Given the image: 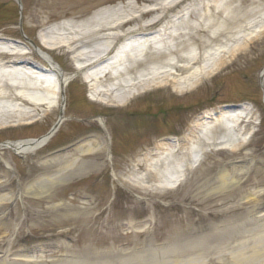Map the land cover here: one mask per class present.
<instances>
[{"label": "rangeland", "instance_id": "rangeland-1", "mask_svg": "<svg viewBox=\"0 0 264 264\" xmlns=\"http://www.w3.org/2000/svg\"><path fill=\"white\" fill-rule=\"evenodd\" d=\"M212 1L222 11L220 17H211L216 12L215 6L211 8L210 19H200L198 13L190 16L178 24L181 33L176 35L174 45L166 40L162 47H150L148 55L160 52V61H148V57L131 72L137 79L158 72L162 75L170 71V64H182L179 55L198 54L195 46L202 59L193 67L214 65L212 58L226 52L223 46L233 47L242 35L262 27L243 51L203 77L194 88L178 92L172 84L159 85L127 104L111 106L94 100L90 85L78 74L66 88L65 120L45 144L27 155L2 150L0 195L12 198L0 204V253L8 247V260L32 262L19 257H25L21 255L23 248L36 239L53 242L45 244L43 251L30 253L35 260L47 261L64 254H81L90 257L93 263L117 262L121 255L134 256L148 247L155 248L156 255L161 257L159 248L169 239L177 245H186L203 236L209 237L202 248L195 250H210L205 257L212 264H231L233 255L241 250L245 256L251 254L250 248L259 239L249 225L255 219L246 217L247 223L236 230L210 229L218 219L243 216L248 208L261 212L264 207V0ZM155 2L0 0V37L16 41L23 51L33 50L29 56L43 66L46 62L35 46H41L39 35L47 28L67 22L81 23L99 10L111 17H134L139 15L138 10ZM154 16L139 15L122 31L149 23ZM180 40L190 45L179 53L176 50L181 49ZM51 53L66 73L76 71L77 65L63 50ZM109 78L108 74L106 79ZM230 103H246L254 111L235 126L223 121L214 122L208 130L194 129L190 138L174 145L171 152L161 146L166 143L164 136L188 131L201 110L211 111ZM60 113L58 107L48 115L40 111V119L34 123L0 126V144L40 138L53 128ZM100 114L108 116L102 125L98 122ZM228 129L233 134H237L235 129L242 130V135L249 134L246 142L233 150L226 146V141L233 137ZM122 131L139 137L135 134L136 138H125L119 135ZM88 133L100 135L110 145L111 160L106 151L85 154L79 149L51 158L54 149ZM197 146L202 149L200 152H196ZM158 156H162L156 164L159 169H150V159ZM74 159L78 164L66 168L67 162ZM180 164L184 173L179 182L163 181ZM225 172L237 180L236 185L226 189L220 186V176ZM45 174L51 175L50 178L56 176L60 183L49 190L37 186L28 189L32 181ZM19 190L26 193L18 197ZM254 197L260 202H254L258 200ZM130 220H147L148 224L140 229L128 228ZM2 223L7 229L4 236ZM95 249L102 252L93 254Z\"/></svg>", "mask_w": 264, "mask_h": 264}, {"label": "bare ground", "instance_id": "bare-ground-1", "mask_svg": "<svg viewBox=\"0 0 264 264\" xmlns=\"http://www.w3.org/2000/svg\"><path fill=\"white\" fill-rule=\"evenodd\" d=\"M226 1L228 0H222L221 3ZM212 6H215L214 10L216 12L211 17L213 19L220 17L222 11L218 4L212 0H156L152 6L137 11L141 17L147 13L155 14L149 23L130 26L124 31L122 29L130 22L137 20L139 15H134V17H111L106 14V11L99 10L81 23L67 22L54 25L39 35L41 46H35V51L46 62L43 66L29 56L34 52L33 50L23 51L24 48L19 47L16 41L0 37V126L14 123H34L40 119V111L48 115L58 107H60L61 113L57 122L61 125L65 120L66 88L69 82L76 78L78 74H81L83 80L90 85L91 95L94 100L112 106L127 104V101L129 102L151 87L159 85L172 84L178 92H185L194 88L203 77L224 66L234 57L235 53L243 51L249 42L253 40L254 36L262 31V27H257L256 30L242 35L233 47L223 46L226 52L223 56L216 55L215 58H212L215 62L214 65L209 63L205 66L193 67L202 59V53L195 46L198 54L179 55L181 57V60H179L182 64H170V71L162 75L158 72L148 77L143 76L144 78L140 77L137 79L132 76L131 72H134L143 60L147 61L148 57V61H160V52L148 55L150 47H162L161 42H166V40L174 45L176 43V35L181 33L178 24L185 22L187 18L196 13L199 14L200 19H210L209 15ZM176 8L179 9L177 10ZM158 23L162 24L155 28L156 30H144ZM179 43L182 45L180 50H176L179 53L190 45L189 43H184V40L183 42L180 40ZM54 50H63L64 53L69 55V59L77 65L76 71L70 74L66 73L54 59L51 53ZM170 54L172 53L170 52ZM175 71H181L183 74L175 75ZM26 72H30V75L25 74ZM108 74L110 78L106 79ZM262 84H264V73L262 75ZM252 113L251 105H247V107L240 110L225 111L216 117L213 116L212 121L208 119L197 120L188 131L183 132L182 137L188 140L190 133L194 129L200 131L208 130L214 122L226 121L228 125H238L241 123L242 117H248ZM100 120L103 121L102 118ZM228 130L230 131V136L233 137L226 141V146L233 150L241 147L246 142L249 134L242 135V130L236 129L237 134H233L231 129ZM56 131L57 129L50 130L40 138L2 143L0 144V159H2L1 152L5 149L11 150L17 155H27L34 152L42 147ZM161 146L166 147L168 152H171L170 149L174 148L171 143H162ZM77 148L85 154H91L99 150H108L109 144L100 135H96L93 139L81 142ZM196 150V152H200L202 149L197 146ZM60 156L56 155L51 158L56 159ZM109 157L110 153H108ZM155 158L150 159V169L158 168L156 164L161 160L162 156ZM6 164L10 165L9 163ZM77 164V159H74L67 162L65 166L69 168ZM182 167V164L178 165L179 169L177 170L176 168L170 173V177H163L162 179L165 178L163 181L177 184L184 173ZM50 176L45 174V176L32 181L28 189L33 190L37 186L49 190L60 183V179H56V176L54 178H50ZM220 180L222 181L220 186L224 189L237 183V180L230 177L228 172L222 173ZM25 193L26 190H19L16 194L18 197H22ZM11 198L12 196L8 194L0 195V204L9 201ZM254 198L258 199L257 197ZM254 202L259 203L260 200L258 199ZM246 217L255 219L249 225L251 230H255L259 239L250 248L251 254L249 256H245V252L241 250L233 255L234 260L231 264H254L258 261L260 264H264V211L260 212L259 210L248 208L243 216L224 220L218 219V221L212 222L210 230L215 232L225 228L228 230L230 227L236 230V228H240V226L247 223ZM147 224L146 222L139 224L130 222L128 225L140 229ZM1 225L3 226L1 229L2 236H4L7 234V229L4 223ZM208 237H197L196 242L186 245H182V243L177 245L178 243H174L169 239L165 245L159 248L162 254L161 257L156 255L155 248L148 247L134 256L121 255L117 262L107 260L93 263L89 261L90 257L81 254H64L57 259L52 258L49 261L44 258L35 260L34 256L28 253L21 254L25 257L19 258L20 260H30L32 262L13 263L8 260L7 247L0 253V264H48L49 262L51 264H212L213 261L211 262L205 257L210 250H195L199 247L202 248L204 240H207ZM92 252L93 254H99L102 251L95 249ZM219 255L221 254L219 253ZM41 256L44 257V255Z\"/></svg>", "mask_w": 264, "mask_h": 264}, {"label": "flooded vegetation", "instance_id": "flooded-vegetation-1", "mask_svg": "<svg viewBox=\"0 0 264 264\" xmlns=\"http://www.w3.org/2000/svg\"><path fill=\"white\" fill-rule=\"evenodd\" d=\"M106 115H109V114H106ZM114 115V114H113ZM131 115H134L133 113H131ZM119 116H121V117H125L126 118V115H124V116H122L121 114L119 115ZM111 117V115H109V118ZM120 117V118H121ZM107 118H108V116H107ZM107 118H105V120L107 121ZM123 134V131L119 134L120 136ZM136 134V133H135ZM132 134V132H129V133H124L123 135L125 136V138H129V139H131L132 137H135L136 138V135H137V137H139L138 136V134ZM112 153H113V151H112Z\"/></svg>", "mask_w": 264, "mask_h": 264}, {"label": "water", "instance_id": "water-1", "mask_svg": "<svg viewBox=\"0 0 264 264\" xmlns=\"http://www.w3.org/2000/svg\"><path fill=\"white\" fill-rule=\"evenodd\" d=\"M18 2H20V0H18Z\"/></svg>", "mask_w": 264, "mask_h": 264}]
</instances>
